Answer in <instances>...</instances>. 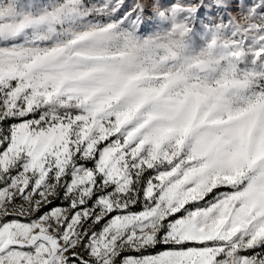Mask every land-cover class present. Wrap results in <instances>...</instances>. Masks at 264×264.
<instances>
[{"label": "snow or ice", "instance_id": "snow-or-ice-1", "mask_svg": "<svg viewBox=\"0 0 264 264\" xmlns=\"http://www.w3.org/2000/svg\"><path fill=\"white\" fill-rule=\"evenodd\" d=\"M0 264H264V0H0Z\"/></svg>", "mask_w": 264, "mask_h": 264}, {"label": "rangeland", "instance_id": "rangeland-1", "mask_svg": "<svg viewBox=\"0 0 264 264\" xmlns=\"http://www.w3.org/2000/svg\"><path fill=\"white\" fill-rule=\"evenodd\" d=\"M129 2H131V0H129Z\"/></svg>", "mask_w": 264, "mask_h": 264}]
</instances>
